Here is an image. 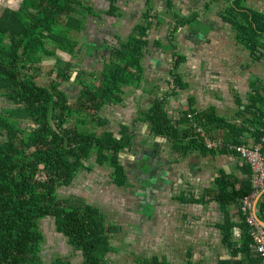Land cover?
Segmentation results:
<instances>
[{
	"label": "crops",
	"instance_id": "1",
	"mask_svg": "<svg viewBox=\"0 0 264 264\" xmlns=\"http://www.w3.org/2000/svg\"><path fill=\"white\" fill-rule=\"evenodd\" d=\"M235 1L172 0L171 11H167V0H150L152 13L158 14L162 21L151 27L144 37L147 43L141 60V81L136 87H123V94H117L98 114L108 121L98 134L105 130L116 138L122 134L131 138V145L119 154L122 166L119 178L123 183L114 181L109 168L95 165V170L82 171L80 176L83 182L90 181L89 189L95 199L88 200L86 190L82 194V191L76 192V180L67 189L70 197L87 196L86 202L105 214L113 207L116 217L109 222L119 228V232H114L111 238L119 234L121 228H131L137 239L147 242L144 247L152 253L143 257H157L168 264H186L189 254L191 264H256L252 262L257 260L255 253H243L248 235L238 205L230 202L221 206L214 201L222 186L225 185V191H240L244 183L252 180L248 164L229 148L213 150L216 153L212 154H204L198 147L179 152L174 149L176 146L181 150L186 145L189 140L183 134L186 132L193 138L199 134L208 139H220L231 147L238 145L236 141H243L248 147L264 150V144L255 142V111L249 106L257 95L260 97L258 105L264 104L261 100L264 57L256 59L262 53L263 42L253 55L240 42L233 26L223 20L222 13L232 8ZM146 2L117 0L114 15H109L112 7L109 0H89L97 16L87 15L83 31L74 34L77 52L74 56L58 51L57 54L66 61L78 63L80 70L100 74L111 49L127 39L134 26L141 22ZM21 3L22 0L0 1V17L6 10H19ZM241 8L237 9L241 15L244 9L264 12V0H243ZM177 18L183 19V24L176 21ZM152 21L156 22L153 18ZM176 55L183 61L175 73L172 65ZM175 76L180 77L185 88L176 87ZM62 86L68 91L71 102L76 101L78 91L74 79ZM117 98L121 101H116ZM161 101H165L167 118L177 131L175 141L181 143L174 145L171 139L152 136L149 131L145 116ZM210 108L224 121L223 126L217 125L220 128L204 117L197 118ZM140 114L143 117H139ZM183 114L187 120L183 119ZM199 130L203 132L200 134ZM221 175L227 176L229 182L223 181L220 186ZM261 196L262 193L256 200ZM180 197L189 202H203L184 205L178 200ZM256 200L251 202L254 209ZM258 215L264 224V217L261 213ZM223 225L231 227L233 248L223 243L220 229ZM111 246L115 251L110 262L116 264L115 259L124 255L127 243L118 248ZM249 249L254 248L249 246ZM130 262L127 258V263Z\"/></svg>",
	"mask_w": 264,
	"mask_h": 264
},
{
	"label": "trees",
	"instance_id": "2",
	"mask_svg": "<svg viewBox=\"0 0 264 264\" xmlns=\"http://www.w3.org/2000/svg\"><path fill=\"white\" fill-rule=\"evenodd\" d=\"M109 1L112 7L108 14L114 15L117 0ZM171 1L167 0V11H171ZM242 2L236 0L232 8L222 13V18L233 26L240 42L253 55L263 42L262 53L256 56L260 59L264 57V12L244 9L241 15L237 9H242ZM87 15L97 16L89 0H22L19 10H6L0 17V97L12 105L0 112V264H47L43 252L49 240L41 224L49 218L56 234L65 239L74 253H81L82 264H108L115 251L110 243L111 236L119 232V228L108 222L104 211L84 198L68 197L67 189L74 184L78 173L92 172L95 165L109 168L113 171L114 181L123 183L119 178L122 168L119 154L131 145V138L127 134L116 138L105 130L98 134L97 131L108 123L98 114L117 94H123V87L139 85L143 48L147 43L144 37L162 20L158 14L152 13V5L147 0L141 22L134 26L127 39L111 49L108 62L97 74L80 70L78 63L66 61L57 54L61 51L75 55L78 43L74 34L83 31ZM176 21L181 24L183 19L177 18ZM45 57H55L56 62L55 68L48 72L50 80L41 84L37 81L38 65L45 62ZM176 57L172 65L175 73L183 61L182 57ZM53 73L55 78H52ZM73 79L78 94H74L77 100L71 102L62 85ZM180 80L175 76L174 83L183 89L185 86ZM259 100L258 95L254 96L249 106L255 111V142L264 144V104L258 105ZM261 100H264V89ZM116 101L121 100L117 98ZM164 106L165 101L156 102L147 112L145 118L149 131L152 136L171 139L176 145L181 142L175 141L177 131L167 118ZM182 117L187 120L185 114ZM199 117L206 118L217 128L225 124L217 118L213 108L198 114ZM87 120L91 128L87 126ZM183 134L189 140L181 150L174 147L178 152L198 147L204 154H212L216 153L213 150L230 148L222 142L216 149H209L204 145L202 135L193 138L186 132ZM236 144L249 146L243 141H236ZM232 152L237 154L235 150ZM226 180L228 183L229 178L221 175L218 185H223ZM224 186L214 201L221 206L230 202L238 205L248 235L243 253H255L257 260L252 262L263 264L252 237L250 215L242 210L245 199L255 193L252 180L244 183L240 191H225ZM178 200L184 205L203 202H189L183 197ZM257 212L264 217V194L257 204ZM220 229L224 245L230 244L233 248L230 225H223ZM189 258L188 254L186 264H191ZM49 264L74 263L70 257H55ZM131 264L168 263L152 257L137 259Z\"/></svg>",
	"mask_w": 264,
	"mask_h": 264
},
{
	"label": "rangeland",
	"instance_id": "3",
	"mask_svg": "<svg viewBox=\"0 0 264 264\" xmlns=\"http://www.w3.org/2000/svg\"><path fill=\"white\" fill-rule=\"evenodd\" d=\"M0 1H2V0H0ZM1 8H2V6H0V13H1ZM58 52L62 53L61 51H58ZM44 59H45L44 60L45 62L38 65L39 70L37 72V75H38L37 81L40 82L41 84H45L50 80L48 72L52 71L53 68H55L54 62H56L55 57H49V58L45 57ZM52 78H53V74H52ZM0 101H1L0 111H1V109L10 108L12 106L7 101H4V100L2 101V99H0ZM260 105H262V104H260ZM139 117H143V115L140 114ZM88 123H90V121L87 120L86 124H88ZM86 130L91 131L87 127H86ZM92 131L94 132V130H92ZM95 135H97V134H95ZM116 173L118 174L119 172H116ZM82 174L83 173L81 171L80 173H78V175L75 179L76 180L75 191L76 192L82 191V192H80V194H82L86 190V192H89L88 200H91L93 198L95 199V196L92 194L91 189H89L91 187L89 185L90 181L83 182L84 178L80 177ZM68 197H70V196L68 195ZM71 197H73V196H71ZM84 198L87 200V196H84ZM96 200H98V199H96ZM99 201H100V199H99ZM103 206L108 208V205H106V204H103ZM144 211L146 214L148 213V210H144ZM106 215L109 216L108 222L113 220L116 217V212L114 211V208L113 207L108 208V213H106ZM256 216L257 217L259 216L257 209H256ZM118 224L122 225V223H118ZM54 228L55 227H54V224H53V221L51 218H49L48 220L47 219L44 220V222L41 224V229L44 232L45 236L48 237V240H49V242L47 241L46 245L44 246V252H43L44 253L43 259L46 261V263L47 264L51 263V261L55 257H63V258L70 257L71 260H73L74 264H82L81 253H74L72 248H70L67 245L65 239H63V237L61 235L56 234V231ZM120 231L121 232L119 234H117L111 240L110 243H111V245H114L115 247L117 246V248L120 247L122 243H124V244L127 243V246H125L126 249L124 248L125 249L124 255H120L119 257H117L115 259L116 264H128L127 258L130 259L131 262H133L136 259H141L143 256L148 257L152 254V253H148L147 248L144 247V245H147V242H145L144 240H141V239H137L136 238L137 235L134 233V231H132L131 228L124 227V228H121ZM118 237H119V239H116ZM141 246L143 247L142 250H140ZM146 257H143V258H146ZM108 264H114V262H109Z\"/></svg>",
	"mask_w": 264,
	"mask_h": 264
},
{
	"label": "built area",
	"instance_id": "4",
	"mask_svg": "<svg viewBox=\"0 0 264 264\" xmlns=\"http://www.w3.org/2000/svg\"><path fill=\"white\" fill-rule=\"evenodd\" d=\"M199 131L200 133L203 132V130ZM204 141L209 149H213L217 145L222 144V140L208 139L206 136H204ZM229 149L232 151L235 150L240 159L248 164L252 171V182L255 193L243 202L242 210L250 215L249 224L253 228L252 237L254 239L255 248L263 258L264 264V228L256 216V207L254 209L251 203L256 200L258 195L263 193L264 190V154L262 153V147L248 148L244 145H234L232 147L230 146Z\"/></svg>",
	"mask_w": 264,
	"mask_h": 264
},
{
	"label": "water",
	"instance_id": "5",
	"mask_svg": "<svg viewBox=\"0 0 264 264\" xmlns=\"http://www.w3.org/2000/svg\"><path fill=\"white\" fill-rule=\"evenodd\" d=\"M264 194V192L262 193V195ZM258 201H259V199L258 200H256V206H257V204H258ZM259 220V219H258ZM259 222H260V224L263 226V228H264V224L259 220Z\"/></svg>",
	"mask_w": 264,
	"mask_h": 264
},
{
	"label": "clouds",
	"instance_id": "6",
	"mask_svg": "<svg viewBox=\"0 0 264 264\" xmlns=\"http://www.w3.org/2000/svg\"><path fill=\"white\" fill-rule=\"evenodd\" d=\"M260 220V219H259Z\"/></svg>",
	"mask_w": 264,
	"mask_h": 264
}]
</instances>
